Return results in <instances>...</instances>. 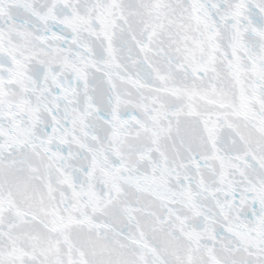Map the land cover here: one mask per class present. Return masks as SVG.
Here are the masks:
<instances>
[{
  "label": "snow or ice",
  "instance_id": "snow-or-ice-1",
  "mask_svg": "<svg viewBox=\"0 0 264 264\" xmlns=\"http://www.w3.org/2000/svg\"><path fill=\"white\" fill-rule=\"evenodd\" d=\"M0 264H264V0H0Z\"/></svg>",
  "mask_w": 264,
  "mask_h": 264
}]
</instances>
